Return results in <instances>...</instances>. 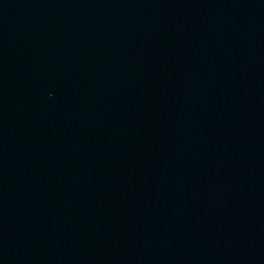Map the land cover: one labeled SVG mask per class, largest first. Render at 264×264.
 <instances>
[{
  "label": "water",
  "instance_id": "95a60500",
  "mask_svg": "<svg viewBox=\"0 0 264 264\" xmlns=\"http://www.w3.org/2000/svg\"><path fill=\"white\" fill-rule=\"evenodd\" d=\"M0 264H264V0H0Z\"/></svg>",
  "mask_w": 264,
  "mask_h": 264
}]
</instances>
